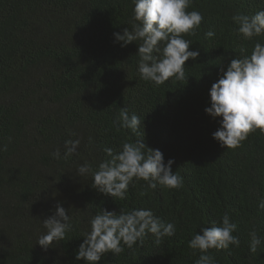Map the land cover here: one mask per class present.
Segmentation results:
<instances>
[{
	"label": "trees",
	"instance_id": "trees-1",
	"mask_svg": "<svg viewBox=\"0 0 264 264\" xmlns=\"http://www.w3.org/2000/svg\"><path fill=\"white\" fill-rule=\"evenodd\" d=\"M133 9V0H0V145H8L0 152V264H85L76 254L102 208H149L174 223L176 234L159 245L149 234L143 246L106 254L100 264H195L201 253L189 241L226 212L240 245L210 250L216 264H264V247H249L253 228L264 237V134L223 148L212 135L219 119L205 111L212 84L238 49L250 54L257 39L264 42L245 41L231 17L264 9V0H193L188 11L203 21L197 36L184 38L200 56L186 62L184 81L170 78L159 87L139 77V42L115 41L114 33L131 30ZM122 108L144 120L149 147L165 162L175 160L182 188L153 190L141 180L121 201L93 188L91 172L78 175L85 162L98 168L105 146L119 151L136 139L131 130H116ZM74 139L81 141L75 155L52 157ZM57 203L69 210L74 229L44 251L37 241Z\"/></svg>",
	"mask_w": 264,
	"mask_h": 264
},
{
	"label": "clouds",
	"instance_id": "clouds-1",
	"mask_svg": "<svg viewBox=\"0 0 264 264\" xmlns=\"http://www.w3.org/2000/svg\"><path fill=\"white\" fill-rule=\"evenodd\" d=\"M192 3L193 0H133L131 30L126 27L122 33H114V37L122 47L139 42L138 73L143 81L159 87L170 78L173 82L186 79V62L197 60L200 51L191 50L192 41L184 36H197L203 21L199 11H188ZM231 19L236 33L245 41L264 37V9L252 15L237 13ZM215 35L213 30L205 33L209 39ZM238 52L239 56L231 60L226 71L221 69L222 75L212 84L211 106L205 109L213 119H219L220 127L212 135L226 149L240 147L257 130L264 134V42L257 39L250 54L246 47H240ZM114 124L117 131L131 130L136 139L126 140L119 151L105 146L106 158L98 168L93 170L85 162L77 169L79 176L91 172L93 188L121 201L127 198L130 186L135 187L141 180L146 188L153 190L158 185L176 190L183 187V177L173 171L175 160L165 162L162 151L145 143V133L140 131L141 126L144 128V120L140 116L135 113L130 116L128 110L122 108ZM80 142V139L67 140L63 155L59 149L51 155L56 160H67L77 153ZM7 149V144L0 145V152ZM258 208L264 211V198L259 200ZM43 226L47 231L39 236L37 244L44 251L65 241L74 229L69 210L60 203L53 215L43 220ZM90 226L91 230L83 234L85 239L76 254V259L84 260L85 264H100L106 254L119 255L125 247L143 246L149 234L155 237L157 245L165 237L176 234L174 223L166 222L149 208L129 211L121 208L119 213L102 208L91 218ZM236 231L237 224L231 221L227 212L220 222L201 227L189 241V247L201 253L195 264H216L210 254L212 249L239 247V237L233 234ZM249 236L252 253L264 247V237L257 229L253 228Z\"/></svg>",
	"mask_w": 264,
	"mask_h": 264
}]
</instances>
